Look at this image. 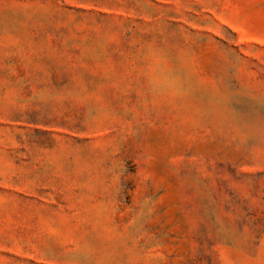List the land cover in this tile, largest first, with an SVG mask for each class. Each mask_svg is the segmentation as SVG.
Here are the masks:
<instances>
[{
    "label": "rangeland",
    "instance_id": "rangeland-1",
    "mask_svg": "<svg viewBox=\"0 0 264 264\" xmlns=\"http://www.w3.org/2000/svg\"><path fill=\"white\" fill-rule=\"evenodd\" d=\"M0 264H264V0H0Z\"/></svg>",
    "mask_w": 264,
    "mask_h": 264
}]
</instances>
